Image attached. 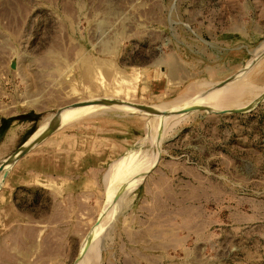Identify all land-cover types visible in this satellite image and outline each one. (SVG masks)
Masks as SVG:
<instances>
[{
    "label": "rangeland",
    "instance_id": "rangeland-1",
    "mask_svg": "<svg viewBox=\"0 0 264 264\" xmlns=\"http://www.w3.org/2000/svg\"><path fill=\"white\" fill-rule=\"evenodd\" d=\"M263 53L264 0H0V165L61 119L0 172V264H264V101L67 107L242 108Z\"/></svg>",
    "mask_w": 264,
    "mask_h": 264
},
{
    "label": "water",
    "instance_id": "water-1",
    "mask_svg": "<svg viewBox=\"0 0 264 264\" xmlns=\"http://www.w3.org/2000/svg\"><path fill=\"white\" fill-rule=\"evenodd\" d=\"M262 57H264V53L262 54V56L260 58H262ZM255 63L253 65H255ZM253 65L251 67H253ZM12 67L13 68L16 67V62L15 61L13 62ZM251 67L246 69L244 72H242V75L247 73L249 71V69H251ZM239 75L240 74L238 73V74H236V75H234V76H232L230 78H227L226 80H224L222 82V84L220 86L223 87V86L227 85L229 82H232V81L236 80L237 78H239ZM263 101H264V94L253 105H250L248 107L234 108V109L221 110V111H209V112L215 113V114L245 113V112H249V111L253 110L258 104H260ZM100 102H107L109 104H116L117 103V101H114V100H107V99L106 100L105 99L101 100V99H98V100H89V101H85V102H76V103L68 105L67 107L85 106V105L96 104V103H100ZM122 103H125V102H122ZM126 104L131 106V107L139 108L141 110H146V111L153 112L152 107L148 106V105H143V104L137 105V104H133V103H126ZM64 108L59 109V111L57 113L60 114ZM197 109H200V110L204 109V110L208 111V109H206L203 106L192 105V106H188L186 108H183L181 110H178L176 113L190 112V111L197 110ZM164 113L166 115L168 113L171 114L173 112H164ZM60 127H61V119L57 117L55 119L53 127L46 134H44L41 138L34 139V140H31L30 142L26 143L18 151H16L14 154H12L7 160H5L3 163H1L0 171H2L4 169V167H5V165H7V164H10L11 166L13 164H15V162H17L21 157H23L27 153H29L37 145H39L41 142H43L47 137H49L54 132H56ZM7 173H8V171L4 175V180H5L6 176H7ZM82 258H83V254H79L77 260L78 259H82Z\"/></svg>",
    "mask_w": 264,
    "mask_h": 264
},
{
    "label": "bare ground",
    "instance_id": "bare-ground-1",
    "mask_svg": "<svg viewBox=\"0 0 264 264\" xmlns=\"http://www.w3.org/2000/svg\"><path fill=\"white\" fill-rule=\"evenodd\" d=\"M220 91V90H219ZM242 91V90H241ZM240 91V92H241ZM244 91V90H243ZM249 91V90H248ZM247 91V92H248ZM240 92L237 90V91H235V90H222V91H220L219 93H215V95H213V97L211 98V99H209V100H207V98L206 99H204V101H201V102H192L193 104H190V105H187V106H182V107H178V108H174V109H172V108H170V107H175L174 105H168V103L166 104V105H153V106H151L152 107V109H153V112H150V111H148V113H149V115H150V119H148V121L146 122V125L147 126H150V123H151V121H152V119L153 118H156V117H158L159 116V114H161V115H165V113L164 112H173V113H171V114H177L176 112L178 111V110H181V109H183V108H186V107H188V106H192V105H195V106H203V107H205L206 109H208V110H219V111H221V110H223L224 109V107H226L225 105H226V103H228L229 104V101H233V99L236 101V98H240V96L242 95V93L240 94ZM246 92V91H245ZM244 92V93H245ZM256 92H257V95L256 96H254L252 99L250 98V102H248V101H246V103H248L246 106H249V105H253L257 100V98H259V97H261L263 94H264V88L263 87H257V89H256ZM127 97H128V95H127ZM126 97V98H127ZM241 97H243V96H241ZM129 98V97H128ZM102 100H104V99H102ZM254 100H256V101H254ZM245 102V101H244ZM237 103V102H236ZM235 104V103H234ZM239 104V103H238ZM238 104H236L235 106H238ZM241 104V103H240ZM113 105H115V106H118V107H125L126 109H130V110H133V111H137V112H147V111H143V110H141V109H139V108H135V107H131V106H129V105H127V104H125V103H119V102H117L116 104H113ZM243 105H244V103H243ZM245 105H244V107H245ZM170 106V107H169ZM229 106H230V104H229ZM232 106H234V105H232ZM242 106V105H241ZM227 107H228V105H227ZM239 107H240V105H239ZM166 108V110H163V109H165ZM168 108V109H167ZM229 109V108H228ZM76 111H78L77 109H70L69 110V112H70V114L71 113H75ZM64 112V111H63ZM79 112V111H78ZM62 114H66V112H64V113H62ZM63 115V116H64ZM166 115H169V113L168 114H166ZM62 116V117H63ZM52 126L53 125H51V126H49V127H43V128H41V130L40 131H38L35 135H34V137H33V140L34 139H38V138H41L50 128H52ZM152 127V126H151ZM150 128V127H149ZM148 128V129H149ZM151 131V130H150ZM148 136H147V138H148V140H151L152 139V137H151V135H150V132L148 131V134H147ZM154 142V141H153ZM7 160V159H6ZM5 161V160H4ZM3 161V162H4ZM2 162V163H3ZM9 164H7V165H5V167L6 166H8ZM1 166V165H0ZM1 172V171H0ZM142 178V177H141ZM140 178V179H141ZM139 181V180H138ZM82 260H83V258H82Z\"/></svg>",
    "mask_w": 264,
    "mask_h": 264
}]
</instances>
